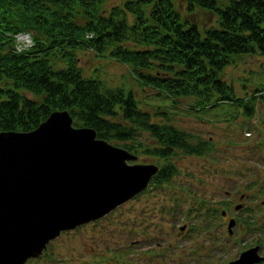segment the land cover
<instances>
[{"label":"trees","instance_id":"16d2710c","mask_svg":"<svg viewBox=\"0 0 264 264\" xmlns=\"http://www.w3.org/2000/svg\"><path fill=\"white\" fill-rule=\"evenodd\" d=\"M183 2L181 11L176 0H122L109 8L106 0H0V130H32L53 110L66 108L76 126H91L98 137L158 158L152 182H170L178 152L200 156L213 149L209 139L169 121L180 99L193 97L191 110L229 100L251 115L262 92L257 86L240 96L220 74L240 55H264V0ZM197 8L214 11L216 25L194 23L188 15ZM23 31L34 43L17 51L14 34ZM81 51L127 64L137 83L155 92L153 99L146 95L149 105L165 121L152 117L133 89L86 76ZM141 132L154 143L136 141ZM196 201L205 229L227 207ZM239 220L250 228L248 219Z\"/></svg>","mask_w":264,"mask_h":264},{"label":"rangeland","instance_id":"374dc122","mask_svg":"<svg viewBox=\"0 0 264 264\" xmlns=\"http://www.w3.org/2000/svg\"><path fill=\"white\" fill-rule=\"evenodd\" d=\"M121 1L106 0L105 7ZM176 2L184 10L183 0ZM188 16L203 28L216 25V13L211 10L197 8ZM80 64L86 76H100L108 85L133 89L141 106L152 117L165 121L160 115L154 116L156 105H149L153 100L148 97L153 99L155 92L141 87L127 64L91 51L80 52ZM220 77L240 96L252 93L257 86L261 88L251 115L229 100L191 110L194 98L180 99L169 121L212 141V151L200 156L178 152L173 159L177 173L170 182L153 184L104 217L63 231L50 240L47 254L26 264H224L249 245L259 244L257 240L264 255V55H240L221 71ZM138 140L154 143L144 132ZM111 143L122 146V141ZM135 161L160 163L145 154H139ZM241 193L246 194L243 207H232L230 213L248 219L249 229L239 222L229 234L228 218L222 215L216 217L211 228L203 227L204 218L197 215L201 209L196 210L198 198L221 206L220 202L236 204Z\"/></svg>","mask_w":264,"mask_h":264},{"label":"water","instance_id":"95a60500","mask_svg":"<svg viewBox=\"0 0 264 264\" xmlns=\"http://www.w3.org/2000/svg\"><path fill=\"white\" fill-rule=\"evenodd\" d=\"M137 158L93 127L76 126L66 108L29 131L0 130V264L40 257L63 231L98 220L143 191L160 167ZM235 224L230 218L229 234ZM263 260L254 244L224 264Z\"/></svg>","mask_w":264,"mask_h":264},{"label":"flooded vegetation","instance_id":"af4514ba","mask_svg":"<svg viewBox=\"0 0 264 264\" xmlns=\"http://www.w3.org/2000/svg\"><path fill=\"white\" fill-rule=\"evenodd\" d=\"M159 167H161V164L159 163ZM155 176V175H154ZM154 176L152 177V179H151V181H150V183H149V185L143 190V191H145L146 189H149L153 184H156V183H153L152 181H153V178H154ZM142 191V192H143ZM141 193V192H140ZM140 193H138V194H140ZM138 194L137 195H135V196H138ZM227 194H229V193H227ZM230 196H235V194L234 193H231V194H229ZM134 196V197H135ZM189 196H197V195H195V194H190ZM239 196V199H240V201L239 202H237L236 204H234V202L233 201H230V202H228L227 203V207H226V210H225V214L224 215H222V216H224L225 217V219H227L228 218V221H229V219L230 218H232V217H234L235 219H236V224H235V226H237L238 224H239V222H240V224L243 226V227H245V223H243V222H241L239 219H240V216H237L238 214L236 213V216H233L230 212H231V209H232V207H234L235 208V206L237 205V204H241L242 206L239 208V209H241L242 207H243V200L246 198V194H244V193H241V194H239L238 195ZM134 197H132V198H134ZM131 198V199H132ZM130 200V199H129ZM236 209V208H235ZM236 210H238V209H236ZM235 226H234V228H235ZM184 227H185V225H184ZM234 233V232H233ZM253 245V244H252ZM252 245H249L247 248H249V247H251ZM246 249V248H245ZM264 262V261H263ZM261 262H259V263H257V264H260Z\"/></svg>","mask_w":264,"mask_h":264},{"label":"built area","instance_id":"2783aa9c","mask_svg":"<svg viewBox=\"0 0 264 264\" xmlns=\"http://www.w3.org/2000/svg\"><path fill=\"white\" fill-rule=\"evenodd\" d=\"M32 44V39L29 33L16 34V49L23 50L28 48Z\"/></svg>","mask_w":264,"mask_h":264},{"label":"bare ground","instance_id":"6f19581e","mask_svg":"<svg viewBox=\"0 0 264 264\" xmlns=\"http://www.w3.org/2000/svg\"><path fill=\"white\" fill-rule=\"evenodd\" d=\"M14 43L16 45V35H14ZM18 51H21V50H18Z\"/></svg>","mask_w":264,"mask_h":264}]
</instances>
